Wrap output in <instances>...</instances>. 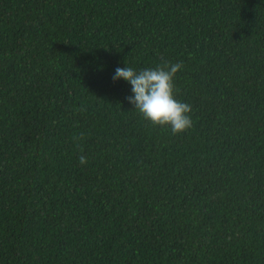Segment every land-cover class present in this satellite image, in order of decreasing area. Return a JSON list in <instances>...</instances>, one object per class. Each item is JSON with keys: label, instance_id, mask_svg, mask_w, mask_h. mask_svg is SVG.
<instances>
[{"label": "trees", "instance_id": "obj_1", "mask_svg": "<svg viewBox=\"0 0 264 264\" xmlns=\"http://www.w3.org/2000/svg\"><path fill=\"white\" fill-rule=\"evenodd\" d=\"M0 264H264V0H0Z\"/></svg>", "mask_w": 264, "mask_h": 264}, {"label": "clouds", "instance_id": "obj_2", "mask_svg": "<svg viewBox=\"0 0 264 264\" xmlns=\"http://www.w3.org/2000/svg\"><path fill=\"white\" fill-rule=\"evenodd\" d=\"M180 67V62L167 60L141 69L124 63V66L115 67L111 78L114 82L123 80L130 85V94L125 99L145 120L179 133L191 126V106L173 94V76ZM79 159L83 163L85 157Z\"/></svg>", "mask_w": 264, "mask_h": 264}]
</instances>
